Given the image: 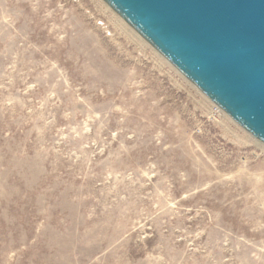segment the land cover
I'll return each instance as SVG.
<instances>
[{"label": "rangeland", "instance_id": "obj_1", "mask_svg": "<svg viewBox=\"0 0 264 264\" xmlns=\"http://www.w3.org/2000/svg\"><path fill=\"white\" fill-rule=\"evenodd\" d=\"M0 264H264V144L102 0H0Z\"/></svg>", "mask_w": 264, "mask_h": 264}, {"label": "water", "instance_id": "obj_2", "mask_svg": "<svg viewBox=\"0 0 264 264\" xmlns=\"http://www.w3.org/2000/svg\"><path fill=\"white\" fill-rule=\"evenodd\" d=\"M264 144V0H102Z\"/></svg>", "mask_w": 264, "mask_h": 264}]
</instances>
